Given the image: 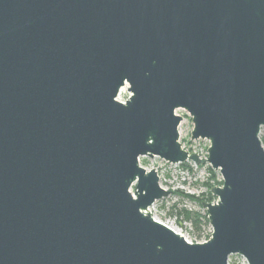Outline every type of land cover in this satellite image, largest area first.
Masks as SVG:
<instances>
[{
    "label": "water",
    "instance_id": "obj_1",
    "mask_svg": "<svg viewBox=\"0 0 264 264\" xmlns=\"http://www.w3.org/2000/svg\"><path fill=\"white\" fill-rule=\"evenodd\" d=\"M261 128L264 0H0V264H264ZM140 158L219 172L206 242Z\"/></svg>",
    "mask_w": 264,
    "mask_h": 264
},
{
    "label": "rangeland",
    "instance_id": "obj_2",
    "mask_svg": "<svg viewBox=\"0 0 264 264\" xmlns=\"http://www.w3.org/2000/svg\"><path fill=\"white\" fill-rule=\"evenodd\" d=\"M128 96L129 94L124 88L118 96V101L124 102ZM175 114L182 117V122L178 128L179 143L182 149L188 153L193 152L204 160L207 157L209 142L207 140H191L190 132L193 125L189 115L182 109L177 110ZM258 138L264 148V128H261ZM139 163L146 170L154 169L157 172L160 186L167 191H173L169 196L156 201L149 207L147 212L151 217L175 229L187 241L194 242L207 239L211 234L209 225H203L200 232H197L192 223L184 220L181 214L183 211L204 212L197 203L185 196L199 197L201 194L206 193L205 184L211 176L207 170L209 165H194L191 162H186L184 165H187L190 170H184L181 166L182 164H168L158 158H140ZM211 171L216 181L222 180L218 171ZM210 183L213 182L211 181ZM133 188L134 186L130 189L131 192ZM228 264H246V262L242 257L232 255L228 259Z\"/></svg>",
    "mask_w": 264,
    "mask_h": 264
},
{
    "label": "trees",
    "instance_id": "obj_3",
    "mask_svg": "<svg viewBox=\"0 0 264 264\" xmlns=\"http://www.w3.org/2000/svg\"><path fill=\"white\" fill-rule=\"evenodd\" d=\"M181 166H182V168L184 170H190L187 165L182 164ZM207 170L211 174V176L209 178V181L205 184V187L207 189L206 193L205 194H201L199 197L185 196L189 200L197 203L201 209H202V207H201V203L202 202L210 203V202H213L214 199H215L210 193L211 188H213L215 186H221L222 185V181H216L215 180L214 175H213V173H212V171H211V169L209 167L207 168ZM211 181L213 183H210ZM181 215L183 216L184 220L189 221V222L192 223V225L194 226V228H195V230L197 232H200L201 227L203 225H207L208 226V221H207V217L205 215V211L203 213H200V212H197V211H191V212L190 211H183Z\"/></svg>",
    "mask_w": 264,
    "mask_h": 264
},
{
    "label": "built area",
    "instance_id": "obj_4",
    "mask_svg": "<svg viewBox=\"0 0 264 264\" xmlns=\"http://www.w3.org/2000/svg\"><path fill=\"white\" fill-rule=\"evenodd\" d=\"M120 92H121V91H120ZM119 94H120V93H119ZM118 96H119V95H118ZM117 100H118V98H117ZM209 237H210V236H209ZM209 237H208V238H209ZM208 238H207V239H208ZM207 239H205V240H203V241H194V242H192V241H187V240H186V241H187L188 243H191V244H192V243H203V242H206Z\"/></svg>",
    "mask_w": 264,
    "mask_h": 264
},
{
    "label": "bare ground",
    "instance_id": "obj_5",
    "mask_svg": "<svg viewBox=\"0 0 264 264\" xmlns=\"http://www.w3.org/2000/svg\"><path fill=\"white\" fill-rule=\"evenodd\" d=\"M169 228L172 229L174 232L178 233L175 229H173V228H171V227H169Z\"/></svg>",
    "mask_w": 264,
    "mask_h": 264
}]
</instances>
